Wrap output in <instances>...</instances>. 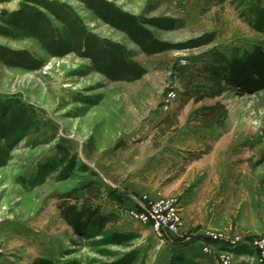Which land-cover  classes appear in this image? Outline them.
Segmentation results:
<instances>
[{
  "label": "rangeland",
  "instance_id": "obj_1",
  "mask_svg": "<svg viewBox=\"0 0 264 264\" xmlns=\"http://www.w3.org/2000/svg\"><path fill=\"white\" fill-rule=\"evenodd\" d=\"M21 1L0 5V16L3 9L17 10ZM61 1L73 6L90 30L130 49L147 73L131 82L111 81L88 58L75 53L52 57L35 39L0 34L1 45L46 59L45 66L34 71L9 67L0 60V103L23 111L29 121L24 130L0 134V264H34L41 258L54 264H111L131 250L138 252L134 264H171L177 255L184 257L177 264H202L203 253L214 255L215 264H222V252L232 254L234 264H264L253 244L254 239L264 238V91L249 93L226 86L220 97L195 103L186 101L181 85L187 71L212 63L213 50L231 55L235 49L243 52L264 45L255 12L256 7H264V0H110L143 17L171 18L172 29L152 30L174 45L215 33L211 44L151 56L83 0ZM170 91H175V100L168 97ZM217 101L226 105L228 117L223 126L202 137L214 142L230 133L238 142L217 160L222 176L231 175L228 187L214 191L209 200L210 207L215 205L222 212L215 221L201 223L195 231L183 228L181 235L161 240L147 225L125 215L129 207H123L121 216L102 234H76L60 216L61 195L92 176L76 170L69 179L60 180L64 165L59 162L58 145L76 154L79 164L87 165L99 179L98 165L114 169L115 177L122 179L119 162L126 165L128 159L132 165L135 157L155 151L165 130L179 129L184 122L198 132L200 126L190 120L191 115ZM5 115L0 110V119H6ZM144 193L153 197L151 191ZM84 196L80 192L81 200ZM159 196L178 197L182 215V197L158 192L153 198ZM113 231L132 232L135 238L125 244L109 243L106 235ZM209 232L232 239L240 236L239 243L251 247L243 253L226 250L223 245L232 243L212 242ZM192 243H198V249L189 248ZM192 250L202 254L188 252Z\"/></svg>",
  "mask_w": 264,
  "mask_h": 264
},
{
  "label": "trees",
  "instance_id": "obj_2",
  "mask_svg": "<svg viewBox=\"0 0 264 264\" xmlns=\"http://www.w3.org/2000/svg\"><path fill=\"white\" fill-rule=\"evenodd\" d=\"M13 0H0V5ZM104 22L124 32L143 53L148 56L175 49L196 48L211 44L215 33H204L184 44L174 45L157 37L153 28L167 30L173 28L169 17H143L126 11L110 0H83ZM258 16L257 28L264 31V7L255 8ZM0 34L13 39H35L52 57H63L75 53L92 62L93 68L111 81L131 82L141 79L147 69L132 57V51L124 44L102 37L89 29L82 16L69 3L61 0H23L17 10H1ZM212 63L190 69L181 78L186 101L199 103L206 98L220 97L226 86L242 88L249 93L264 91V45L256 44L250 50L235 49L231 55L213 50ZM0 60L7 66L27 71L43 68L46 59L36 56L26 49H11L0 44ZM0 134L28 126L23 111L0 103ZM9 112V113H8ZM5 115V116H6ZM228 117L225 104H214L197 109L190 120L200 127L223 126ZM176 124L172 122L170 125ZM170 128V127H169ZM170 130V129H169ZM167 130H165L166 132ZM62 156L60 165L64 168L60 180H67L76 170L88 172L92 178L74 186L61 195L60 216L73 228L76 234H102L116 222L118 215L105 214L97 201L103 194V183L97 174L85 164H79L78 156L63 145H58ZM85 196L81 200L80 192ZM113 244H125L135 238L132 232L113 231L106 235ZM211 241V240H210ZM213 242V241H212ZM226 250L243 253L251 247L247 242L237 245L224 244ZM250 246V247H249ZM182 255L174 256L171 264L183 262ZM138 259L137 250H131L111 264H134ZM34 264H54L41 258Z\"/></svg>",
  "mask_w": 264,
  "mask_h": 264
},
{
  "label": "crops",
  "instance_id": "obj_3",
  "mask_svg": "<svg viewBox=\"0 0 264 264\" xmlns=\"http://www.w3.org/2000/svg\"><path fill=\"white\" fill-rule=\"evenodd\" d=\"M185 124L184 122L179 129L167 130L161 136L158 148L148 155L135 157L136 161L132 165L128 159L126 165L119 162L118 170L125 175L122 179L115 177L114 169L98 165L96 170L103 183V194L97 204L101 205L105 214L115 213L121 216L123 207L137 208L140 203L138 197L148 190L153 197L158 192L182 197L186 232L195 231V226L215 221L220 216V208H215V205L210 207L209 200L213 198L214 191L228 187L231 174L222 176L217 160L234 147L238 140H235L234 135L224 133L214 142L206 141L202 136H208L213 128L200 127L195 132ZM206 143L209 151L204 153ZM147 228L152 231L150 226L147 225ZM188 247L198 249L199 244L192 243ZM188 252L202 254L193 250ZM203 254L206 257L199 258L202 264H215L214 255Z\"/></svg>",
  "mask_w": 264,
  "mask_h": 264
},
{
  "label": "built area",
  "instance_id": "obj_4",
  "mask_svg": "<svg viewBox=\"0 0 264 264\" xmlns=\"http://www.w3.org/2000/svg\"><path fill=\"white\" fill-rule=\"evenodd\" d=\"M186 64L187 60L181 61ZM170 100H175L177 95L175 91L168 93ZM139 207L127 209L125 215L131 220H136L144 225L151 227L156 237L163 240L166 236L181 235L184 228V219L180 211V200L178 197L159 196L153 198L148 194H144L140 198ZM209 238L212 241H224L236 244L242 242L240 236L232 237L224 233L209 232ZM255 248L259 251L261 261H264V238H257L253 240ZM205 251L211 249L208 245L204 247ZM3 251L0 248V255ZM222 264H234L232 254L229 252H222L219 256Z\"/></svg>",
  "mask_w": 264,
  "mask_h": 264
}]
</instances>
